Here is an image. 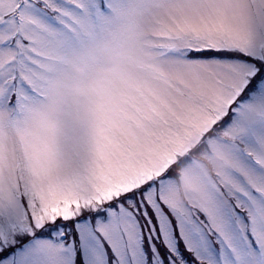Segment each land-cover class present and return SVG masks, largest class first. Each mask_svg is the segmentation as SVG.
Wrapping results in <instances>:
<instances>
[{"label":"snow or ice","instance_id":"6c2138e0","mask_svg":"<svg viewBox=\"0 0 264 264\" xmlns=\"http://www.w3.org/2000/svg\"><path fill=\"white\" fill-rule=\"evenodd\" d=\"M0 264H264V0H0Z\"/></svg>","mask_w":264,"mask_h":264}]
</instances>
